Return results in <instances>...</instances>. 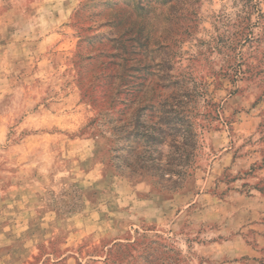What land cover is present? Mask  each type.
<instances>
[{"label": "rangeland", "instance_id": "obj_1", "mask_svg": "<svg viewBox=\"0 0 264 264\" xmlns=\"http://www.w3.org/2000/svg\"><path fill=\"white\" fill-rule=\"evenodd\" d=\"M0 264H264V0H0Z\"/></svg>", "mask_w": 264, "mask_h": 264}, {"label": "trees", "instance_id": "obj_2", "mask_svg": "<svg viewBox=\"0 0 264 264\" xmlns=\"http://www.w3.org/2000/svg\"><path fill=\"white\" fill-rule=\"evenodd\" d=\"M143 137H144V135H143ZM145 138H148V139H153L152 138V136H148V135H146L145 136ZM190 138H191V133H190V130H186V131H184V133H183V139L185 140L183 143H182V145L184 146V148H183V153L185 154L184 155V157L185 158H183L182 160H181V166H180V171L179 172H177V175H179L180 177H182V176H184V174L188 171V169L190 168L189 167V157L191 156V153H192V151H193V142H191V140H190ZM156 142H157V139H154ZM158 143H160V141L159 142H157V144ZM152 144H155V142L154 143H152ZM187 153V154H186ZM188 156V157H187ZM170 169V168H169ZM168 171H170V170H168Z\"/></svg>", "mask_w": 264, "mask_h": 264}]
</instances>
